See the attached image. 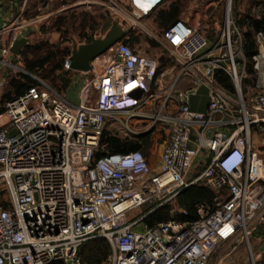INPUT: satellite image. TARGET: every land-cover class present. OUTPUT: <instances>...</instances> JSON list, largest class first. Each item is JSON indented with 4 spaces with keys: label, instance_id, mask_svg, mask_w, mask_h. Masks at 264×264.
<instances>
[{
    "label": "built area",
    "instance_id": "1",
    "mask_svg": "<svg viewBox=\"0 0 264 264\" xmlns=\"http://www.w3.org/2000/svg\"><path fill=\"white\" fill-rule=\"evenodd\" d=\"M132 2L138 19L153 12ZM232 2L214 41L203 31L206 11L197 23L187 18L163 31L178 69L170 85L168 70L127 36L90 72L72 70L68 56L64 70L81 78L78 101L43 81L11 102L0 95V120H7L0 127V264H86L83 248L102 238L112 249L102 264H209L221 245L251 249L264 229V31L256 34L250 76ZM26 28L21 15L5 23L0 64L13 67L11 47ZM221 75L235 92L218 83ZM179 82H187L181 91ZM201 87L209 90L206 114L190 111ZM159 125L169 134L156 167L141 151L109 154L106 133L131 139ZM194 185L216 195L214 205L197 206V220L176 219L188 216L178 208L168 222L146 223Z\"/></svg>",
    "mask_w": 264,
    "mask_h": 264
},
{
    "label": "rangeland",
    "instance_id": "2",
    "mask_svg": "<svg viewBox=\"0 0 264 264\" xmlns=\"http://www.w3.org/2000/svg\"><path fill=\"white\" fill-rule=\"evenodd\" d=\"M226 2L227 0H164L156 10L179 3L182 10L181 19H195V23L206 11L210 19L203 26V31L211 41H214L220 38L225 29ZM263 2L264 0H233V14L235 13V18H237V13L239 15H259L264 9ZM25 12L23 19L26 21V30L34 29L29 36L31 59L41 61L53 55L56 59L51 61L38 75L29 74L20 59L10 68L13 76L27 74L37 84L43 81L68 98L78 101L80 76L75 73L65 75L67 71L58 68L64 59L68 58L71 50L74 51L80 45L87 43L90 37L104 38L113 23L118 21L122 28L132 29L128 37L136 50L143 55L157 59L161 69L168 70L166 81L169 85L177 78L176 61L171 52L161 44L163 29L157 22V13L152 12L138 19L136 15L138 9L132 0H50L46 6L40 4V0H31ZM240 28L242 30L245 27ZM239 46V41L236 44L233 39V49L236 50ZM186 84L187 82H179L177 91L183 90ZM2 91L4 94L6 87ZM6 122V119L0 120V127ZM168 134L169 127L165 125H159L148 134L152 141L149 160L153 167H156L159 162L161 146L168 138ZM200 171L201 167L198 166L193 175ZM169 205L173 210L178 209L177 202ZM150 209L151 205H146L141 210L132 213L130 219L139 217ZM140 231L143 229L141 228ZM250 244L251 249L245 242L221 245L209 264H252L253 258L259 252H264V247L261 248L264 246V229L253 234ZM260 261L264 264V255Z\"/></svg>",
    "mask_w": 264,
    "mask_h": 264
},
{
    "label": "trees",
    "instance_id": "3",
    "mask_svg": "<svg viewBox=\"0 0 264 264\" xmlns=\"http://www.w3.org/2000/svg\"><path fill=\"white\" fill-rule=\"evenodd\" d=\"M238 1V0H237ZM50 0H40V4L47 5ZM264 4V2H263ZM153 12L157 13V22L159 26L165 31L175 22L181 19V6L179 3H173L167 8H162ZM26 14V12H25ZM235 14V13H234ZM237 19H240V27L244 28L243 36V53L248 61L247 72L250 76L254 75L253 57L258 52V46L256 43V34L260 31H264V9L259 15H239L236 14ZM238 22V23H239ZM134 40V39H133ZM130 41V40H129ZM138 41V40H137ZM31 47L28 45L18 61L21 59L26 71L33 75H38L43 72L46 66L56 59V57L49 56L41 61L32 60L30 57ZM73 50L69 52L70 56ZM67 59V58H66ZM64 62L61 63L58 69L63 70ZM161 69L160 71H162ZM71 72L67 71L66 74ZM218 83L230 92H235V86L232 80L226 75H221L218 78ZM247 83H252L251 80H247ZM37 85V82L27 74H20L19 76L11 75L8 80L7 89L3 94L2 99L5 103L11 102L17 97L24 95L30 87ZM151 136L146 134L136 138L121 139L116 136H112L109 133L104 135V142L108 146L109 154L116 153H129L133 151H141L143 155L149 160L150 150L152 148ZM106 153H100L98 158L103 157ZM216 195L207 187L201 185H194L183 192L177 198V206L180 210L187 212L188 216L178 215L176 219L195 221L198 219L197 206L199 204H206L209 206L214 205ZM172 208L170 205L158 209L155 213L150 215L146 219V223L150 226H154L158 223L168 222L173 219ZM111 245L106 239H97L89 242L82 250V256L86 264H102L109 258L111 254Z\"/></svg>",
    "mask_w": 264,
    "mask_h": 264
},
{
    "label": "water",
    "instance_id": "4",
    "mask_svg": "<svg viewBox=\"0 0 264 264\" xmlns=\"http://www.w3.org/2000/svg\"><path fill=\"white\" fill-rule=\"evenodd\" d=\"M147 1V0H145ZM163 0H151V11L157 4H160ZM17 4H20L21 0H16ZM12 2L8 0H0V31L2 30L4 18L12 19L14 13H18V8L10 9L5 13L7 8L12 7ZM131 28H122L118 21L113 23L112 28L104 38L96 39L90 37L89 41L80 45L73 51L71 58V68L76 72L87 73L92 70V63L96 58L105 54L111 47L118 42L124 40L131 32ZM34 32V29L24 31L11 47L12 60L20 57L23 50L29 45V36ZM1 54V50H0ZM210 104L209 90L206 87H201L196 95H192L190 98V111L196 113L206 114ZM16 132H12L11 136H14Z\"/></svg>",
    "mask_w": 264,
    "mask_h": 264
},
{
    "label": "crops",
    "instance_id": "5",
    "mask_svg": "<svg viewBox=\"0 0 264 264\" xmlns=\"http://www.w3.org/2000/svg\"><path fill=\"white\" fill-rule=\"evenodd\" d=\"M5 1H6V0H5ZM8 1L13 2V3H12L13 6L7 8V10L5 11V13H7V11H9L10 9L13 10V9H14V4L17 3L15 0H8ZM30 1H31V0H21L20 4L16 5V7L18 8V13H14V16H13L12 20L15 19V18H17L18 16L21 15V22H22L23 24L26 22V21L23 19V17H24V13H25V8H26L27 4H28ZM10 20H11V19H10ZM180 20H182V19H180ZM185 20H187V19H185ZM3 21H4V23H7V22L9 21V19H8V18H4ZM17 63H18V60L16 59L15 64H17ZM10 71H11L10 67L5 66L4 64H0V95H2V96H3V91H2V90H3L5 87H6V89H7V84H8L9 77L12 75V74L10 73ZM74 85H76V84H74ZM79 89H80V85H79ZM4 94H5V93H4ZM263 247H264V246H262L261 248L263 249ZM263 251H264V249H263Z\"/></svg>",
    "mask_w": 264,
    "mask_h": 264
},
{
    "label": "bare ground",
    "instance_id": "6",
    "mask_svg": "<svg viewBox=\"0 0 264 264\" xmlns=\"http://www.w3.org/2000/svg\"><path fill=\"white\" fill-rule=\"evenodd\" d=\"M153 2H156V0H152ZM164 1V0H163ZM162 1V2H163ZM136 2L138 3V5L143 9V10H146V11H148L149 9H151V0H147V1H145V0H136ZM161 2V3H162ZM160 3V4H161ZM160 4H157L154 8H153V10L155 9V8H157V6H159Z\"/></svg>",
    "mask_w": 264,
    "mask_h": 264
},
{
    "label": "flooded vegetation",
    "instance_id": "7",
    "mask_svg": "<svg viewBox=\"0 0 264 264\" xmlns=\"http://www.w3.org/2000/svg\"><path fill=\"white\" fill-rule=\"evenodd\" d=\"M16 1V0H15ZM13 3V2H12ZM16 5H18L17 3L16 4H14V7H16Z\"/></svg>",
    "mask_w": 264,
    "mask_h": 264
}]
</instances>
